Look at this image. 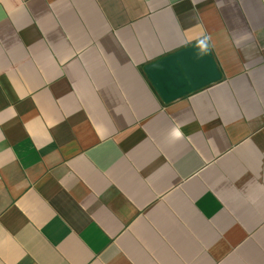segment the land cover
Instances as JSON below:
<instances>
[{
  "label": "crops",
  "instance_id": "obj_1",
  "mask_svg": "<svg viewBox=\"0 0 264 264\" xmlns=\"http://www.w3.org/2000/svg\"><path fill=\"white\" fill-rule=\"evenodd\" d=\"M0 264H264V0H0Z\"/></svg>",
  "mask_w": 264,
  "mask_h": 264
},
{
  "label": "water",
  "instance_id": "obj_2",
  "mask_svg": "<svg viewBox=\"0 0 264 264\" xmlns=\"http://www.w3.org/2000/svg\"><path fill=\"white\" fill-rule=\"evenodd\" d=\"M145 72L166 104L223 78L210 47L201 54L198 43L147 66Z\"/></svg>",
  "mask_w": 264,
  "mask_h": 264
},
{
  "label": "clouds",
  "instance_id": "obj_3",
  "mask_svg": "<svg viewBox=\"0 0 264 264\" xmlns=\"http://www.w3.org/2000/svg\"><path fill=\"white\" fill-rule=\"evenodd\" d=\"M210 39V37H205L203 41H200L198 43V47L201 50V54H203V51L207 48V41ZM170 138L172 140H178L181 139L183 136V133L179 130V126L173 127V129L170 132Z\"/></svg>",
  "mask_w": 264,
  "mask_h": 264
}]
</instances>
